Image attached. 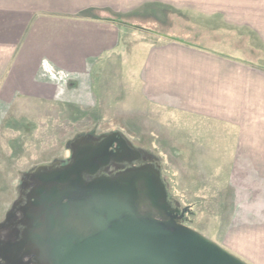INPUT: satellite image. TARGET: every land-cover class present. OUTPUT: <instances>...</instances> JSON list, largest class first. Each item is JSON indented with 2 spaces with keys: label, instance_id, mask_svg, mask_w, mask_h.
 Segmentation results:
<instances>
[{
  "label": "crops",
  "instance_id": "1",
  "mask_svg": "<svg viewBox=\"0 0 264 264\" xmlns=\"http://www.w3.org/2000/svg\"><path fill=\"white\" fill-rule=\"evenodd\" d=\"M189 12L208 21L184 27ZM226 46L243 56L218 50ZM263 49L264 0H0V100L76 99L104 85L103 75L134 67L130 93L171 116L183 152L200 146L187 121L226 133L214 160L198 153L195 163L261 164ZM227 136L235 141L230 155Z\"/></svg>",
  "mask_w": 264,
  "mask_h": 264
},
{
  "label": "rangeland",
  "instance_id": "2",
  "mask_svg": "<svg viewBox=\"0 0 264 264\" xmlns=\"http://www.w3.org/2000/svg\"><path fill=\"white\" fill-rule=\"evenodd\" d=\"M182 15L184 27L193 20L208 21L190 12ZM247 38L251 39V45L259 48L258 37ZM241 40L238 44H244ZM194 41L204 42L202 39ZM218 50L243 56L229 46ZM133 68L123 67L119 77L103 75L104 85L101 79L94 88L88 87L76 94L79 96L76 99L55 93L52 99L0 100V220L12 214L10 207L18 197L22 178L31 187L29 178L33 175L27 174L63 165L76 144L91 142L95 137L117 130L161 160L168 194L179 206H189L183 217L186 225L248 263L264 264V163H195L192 155L198 153L214 160L210 152L222 151V138L226 133L212 126L216 129L213 134L207 131L206 123L187 121L185 124L195 130L191 133L200 140V146L188 147V151L183 152L181 142L175 139L174 125L169 121L171 116L142 102L133 95L135 91L130 93L128 78ZM167 127L172 130L165 131ZM192 140L187 142L191 141L194 146ZM225 140L230 145L223 150L230 155L235 141L228 136ZM0 249V255L5 257L13 254L12 249L8 253Z\"/></svg>",
  "mask_w": 264,
  "mask_h": 264
},
{
  "label": "water",
  "instance_id": "3",
  "mask_svg": "<svg viewBox=\"0 0 264 264\" xmlns=\"http://www.w3.org/2000/svg\"><path fill=\"white\" fill-rule=\"evenodd\" d=\"M58 173L54 170L50 177L56 178ZM155 176L166 201V184L160 175ZM138 180V175H130V196L113 191L119 186L117 180L101 178L84 185L80 192L84 202L67 199L66 209L54 216L56 221L44 226L47 237L37 242L40 264H250L180 221L183 211L178 214V208L172 216L167 212L169 219L157 208L154 213L159 217L143 211L140 198L144 193L134 185ZM151 183H144L149 205L156 199ZM79 203L86 204V209H80ZM106 222L110 224L106 226Z\"/></svg>",
  "mask_w": 264,
  "mask_h": 264
},
{
  "label": "flooded vegetation",
  "instance_id": "4",
  "mask_svg": "<svg viewBox=\"0 0 264 264\" xmlns=\"http://www.w3.org/2000/svg\"><path fill=\"white\" fill-rule=\"evenodd\" d=\"M106 137L108 139L98 145ZM74 149L68 161L61 163L63 165L27 174L33 175L29 178V182H32L31 187H28L26 179L22 178L20 181L18 197L10 207L13 210L12 214L4 215V218L0 220V244L7 243L0 248H4L6 253L11 249L13 251V254L8 257L0 255V264H9L8 262L10 264H40L36 257L40 250L37 242L47 237L44 226H50L56 221L54 216L56 217L66 209L67 199L84 202L85 197L80 194L85 190L84 185L101 178L117 180L119 186L113 191L124 192L125 197L130 196V175H138L139 180L134 185L138 189L141 187L144 193V196L140 198L141 209L157 216L154 213V208H157L159 212L166 214V219H169L168 216H172L178 208V214L183 211L180 218L183 222L184 214L189 210V206H179L170 195L166 201L162 198L159 188L160 179L157 180L155 175H160L165 183L163 175L166 173L161 160L150 150L136 145L117 130L95 137L91 142L76 144ZM77 159L78 162L74 166ZM73 168L74 170L71 171L70 169ZM54 170H58L59 176L51 178L50 173ZM34 180L36 182L33 184ZM149 180L152 181L151 185L154 186L156 195L153 205L146 204L149 191L144 183L146 184ZM103 188L100 187V189ZM79 205L80 209H86V204L79 203ZM167 212H170L168 216ZM109 224L110 222H106V226Z\"/></svg>",
  "mask_w": 264,
  "mask_h": 264
}]
</instances>
